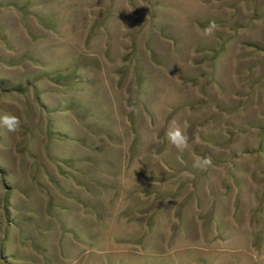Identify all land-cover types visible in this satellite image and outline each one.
Listing matches in <instances>:
<instances>
[{
  "label": "rangeland",
  "instance_id": "374dc122",
  "mask_svg": "<svg viewBox=\"0 0 264 264\" xmlns=\"http://www.w3.org/2000/svg\"><path fill=\"white\" fill-rule=\"evenodd\" d=\"M6 114L0 264H264V0H0Z\"/></svg>",
  "mask_w": 264,
  "mask_h": 264
},
{
  "label": "clouds",
  "instance_id": "9594fccd",
  "mask_svg": "<svg viewBox=\"0 0 264 264\" xmlns=\"http://www.w3.org/2000/svg\"><path fill=\"white\" fill-rule=\"evenodd\" d=\"M216 29L217 25L215 21H211L202 32L205 37H214ZM130 111H136L135 107H132ZM0 126L6 128L9 132L16 133L21 129V120L15 115L6 114L0 116ZM167 136L170 144L180 152L190 147L188 135L184 132L182 125L175 120L171 122ZM210 166H212V161L208 157L197 158L193 164V167L202 170Z\"/></svg>",
  "mask_w": 264,
  "mask_h": 264
}]
</instances>
